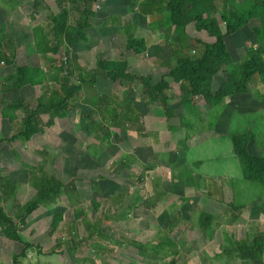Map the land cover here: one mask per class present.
<instances>
[{"label": "rangeland", "instance_id": "rangeland-1", "mask_svg": "<svg viewBox=\"0 0 264 264\" xmlns=\"http://www.w3.org/2000/svg\"><path fill=\"white\" fill-rule=\"evenodd\" d=\"M157 3L162 5L161 1ZM95 4L93 8L97 12L99 6ZM57 10L56 0H0V25L5 24L6 33L14 40L18 63L48 69L54 60L57 61L56 56L54 58L51 54L38 53L33 46L29 45L27 51V42H32L33 25L38 22L48 24L49 14ZM133 10L134 14H138L135 9ZM77 15V12H71L70 23L74 22ZM115 17L113 15L104 22L107 24L110 20L114 21ZM100 18L99 14L93 18L98 27ZM220 26L224 30L222 22ZM98 27L91 29L93 37L89 46L90 49L97 45L96 49L89 50L87 46L82 45L77 48L79 43H75V47H70L68 59L75 58L86 68L94 66L97 55L106 53L104 49L100 50L101 46L97 44L100 34L94 29H99ZM127 27L145 37L151 46L156 42L164 43L162 27L160 33L157 35L153 33L154 36L151 35L152 31H149L147 23L139 24L138 30L130 23ZM163 31L165 32L164 27ZM186 31L189 35H195L205 41L211 40L205 31L198 32L192 25H189ZM119 33L121 41H117L118 37L115 40H112L111 36L107 39L113 42L111 50L113 56L125 59V53H129L124 47L126 36L122 29ZM233 36L231 41L234 58L239 60L243 54L240 46L242 42L239 37L233 39ZM165 50V55L169 56L165 61L170 59L174 61L169 51ZM111 51L107 53L110 54ZM196 52L197 49L184 50V54L193 55ZM152 54L147 50L144 56L129 55L128 70L134 75V81L129 83V89L132 90L135 86V90H129V94L140 109L144 107L142 103L145 101L141 96L143 83L139 76L145 74L146 70L150 71L153 63L156 65ZM0 68L1 81L13 67L2 64ZM76 73L77 71L71 78L73 84L70 89L72 93L77 94L74 97L75 109L70 111L67 117L55 119L44 132L33 135L29 141L4 140L0 143L2 166L0 183L16 184L15 195L7 196L0 189L6 213L15 216L17 208L36 191L28 182L32 172L25 168L24 163L34 168L38 182L49 175H54L64 183L74 179L80 193L79 202L74 204L84 210L83 219L74 218L72 202L68 198L66 188L62 189L57 203L36 209L25 224L19 225V228L24 239L41 246V252L39 253L36 247L28 250L21 264H171L172 258H174L172 264H242L237 257L221 254L224 234L250 239L256 234L264 233V184L242 177L240 165L233 155L231 135L250 131L257 139L253 150L250 151L264 153V107L259 112L250 113L247 110L248 113L245 115L229 110L230 114L224 116L227 134L212 136V132H208L203 135L192 134L185 139V132L188 133L186 129H182L183 135L168 131L163 120L165 116L162 105L155 101L153 105L143 109V116L141 114L138 122L132 123L131 131L110 127L119 133L121 141L112 140L110 145L105 146L87 130L88 121L83 114L92 109L86 97L90 98L94 90L87 85H81L75 78ZM217 79L214 80V87ZM115 85L119 87L114 86L110 94L117 101H121L125 86L118 83ZM50 86L56 87L53 83ZM178 91L177 86L172 88L170 106L179 105L182 93ZM41 92L38 85L25 90L0 89V110L2 99L16 100L22 97L25 103L35 106L36 98ZM102 94L106 95L105 91ZM197 108L202 109L198 104ZM151 112L153 119L148 131L145 116ZM16 113L18 119L12 123L2 118L0 114V137L6 138L18 131L24 111L20 109ZM41 115L44 121L48 119L46 114ZM174 116L176 117V113ZM94 117L100 122L99 115L95 114ZM169 120L171 121V118ZM204 121L197 126L206 127L208 118L206 117ZM141 122L146 131L144 135L138 134L135 128ZM193 127L191 129H194ZM180 135L184 140L178 143L175 139ZM169 137L177 144L176 146L170 145ZM162 149L165 151H161ZM182 149L184 153L180 154ZM124 153L135 156L131 161H127L126 166L120 163L121 155ZM216 156L217 158H214ZM199 161L201 165H198ZM185 164L188 166L186 170L181 168ZM189 167L194 174L202 175L195 180L196 182L193 181V185L188 180ZM224 170L232 171V177L226 178L224 175L229 173L223 172ZM191 174L193 175V172ZM69 194L74 195L73 192ZM93 197L99 201L98 209H94L91 204ZM234 204L246 207L236 209ZM56 211L63 213L62 224L56 232L50 234L51 215ZM200 211L215 215L214 229L210 237L196 225L197 213ZM83 220L99 222L98 226L105 236H99L96 227H92L91 230L87 228ZM164 233L177 243V253H171L168 247L165 249L170 255L152 252L151 246L158 243ZM71 236L76 243V249L72 253L71 249H68L72 247L64 243L70 240ZM130 239L145 242L148 255L138 253L129 243ZM21 246L19 242L6 239L0 230V264H10V253L18 252ZM52 249H55L54 252Z\"/></svg>", "mask_w": 264, "mask_h": 264}, {"label": "trees", "instance_id": "trees-1", "mask_svg": "<svg viewBox=\"0 0 264 264\" xmlns=\"http://www.w3.org/2000/svg\"><path fill=\"white\" fill-rule=\"evenodd\" d=\"M96 1L56 0L58 10L49 14V23H46L47 25L38 24L32 28V43L35 51L41 54H51L54 58L56 56L57 61L54 60L48 69L18 63L14 40L6 33L5 24L0 25V65L5 64L13 67L0 81V89L9 91L25 86L39 85L42 90L36 98L35 106L25 103L22 97L16 100H1L0 114L2 118L12 123L18 119L16 112L20 109H23L24 117L20 120L18 131L6 138L0 137V143L4 140L8 142L29 141L33 135L44 132L47 127L51 126L54 118L60 120L67 117L68 113L75 109L74 97L77 94L70 90L73 84L71 78L75 71H77L75 77L77 81L94 90V94L90 98L86 97L92 109L90 112L82 114L88 121V132L97 140L105 146L110 145L112 140L119 142L121 141L119 133L110 127L120 128L127 132V130L131 131L132 123L138 122L140 114L130 107V102L127 99L121 104L111 95L99 94L95 87L96 79L99 76L109 80L112 84L125 85L132 82L134 75L129 72L126 59H107L99 54L91 68L81 66L75 58L68 59L69 50L74 40L84 43L89 41L86 29L95 15L91 5ZM132 1L139 3L140 11L143 14L152 15L149 20L150 28L164 27V46L157 54V60L162 65L172 64L158 79L153 80L151 73L139 76L143 83L141 96L146 104L159 101L166 120L171 118L169 129L188 130V133L185 132V139L201 130L197 124H200L204 119L202 118V109L197 108L198 103L205 107L207 112H213L226 96L247 92L249 83L254 77L264 80V0H241V2L236 0H158L162 5H159L157 0ZM156 3L157 5H155ZM72 11L77 12L78 15L74 22L70 23L69 18ZM220 22L224 24V30H222ZM189 25H192L198 32L205 31L212 38L211 41L189 35L186 31ZM122 27L126 36L125 50L135 56H144L147 51L145 38L136 36L135 31L130 30L127 24H123ZM233 35H238L242 44H251L244 60L240 63L234 62V47L231 41ZM165 49L173 56V63L171 59L165 61L169 57L165 55ZM186 49H195V51L197 49V52L193 55L184 54ZM217 74H222L223 77L214 88V77ZM51 83L56 87L50 86ZM175 83L178 84L182 93L180 105L184 112L172 111L168 108V100L172 96L168 90ZM118 106H122V108ZM174 113H176V117ZM41 114H46L48 119L44 121ZM95 114L99 115L100 122L94 117ZM210 116L212 118L213 114ZM207 118L209 120V117ZM209 122L211 123L212 120L207 121L208 128L211 127ZM192 127L194 129H191ZM135 128L140 133L141 123L137 124ZM231 140L232 151L240 165L242 177L248 181L264 184V154H256L249 150V146L255 143V135L250 131L234 133L231 135ZM184 145H186L185 142ZM132 157L134 156L130 153L122 154L121 165L126 166L127 161H131ZM23 165L32 172L28 182L36 190L34 195L17 208L15 216H11L6 213L0 194V230L2 235L10 241L22 244L18 252L10 253V264H21V260L27 256L28 250L34 247L39 253L41 252L39 244H33L22 237L19 225L25 224L27 218L40 206L57 203L63 188H66L65 191L72 202L74 218H84L82 207L74 204L79 202L80 196L74 179L64 183L54 175H43L45 177L39 179L38 182L34 168L26 163ZM1 170L2 166L0 165V174ZM90 182L92 183L91 179ZM0 189L9 196L15 193L16 184L2 182ZM69 192H73L74 195L70 196ZM91 204L94 209H98L100 205L98 199L94 197L91 199ZM233 206L236 209L246 207L235 204ZM106 217L108 216L106 215ZM62 220L63 213L61 211H56L51 215L50 234L59 229ZM214 222V214L206 211L197 213L196 225L206 231L209 237L212 236ZM83 223L90 230L92 227H96L97 234L105 236L98 226L99 222L83 220ZM90 233L92 232L90 231ZM59 243L58 241L57 244ZM64 243L68 247H72L68 248L71 249V253L76 249V243L72 236ZM129 243L137 249L138 253L148 255L145 242L130 239ZM165 247H168L171 253H177V243L164 233L161 240L153 244L151 248L154 254L162 252L163 255H170ZM54 250L52 249L53 252ZM220 252L229 257H237L242 264H252V262L264 264V233L256 234L250 239L235 238L225 233ZM173 261L174 258H172L171 264Z\"/></svg>", "mask_w": 264, "mask_h": 264}, {"label": "crops", "instance_id": "crops-1", "mask_svg": "<svg viewBox=\"0 0 264 264\" xmlns=\"http://www.w3.org/2000/svg\"><path fill=\"white\" fill-rule=\"evenodd\" d=\"M140 1H144V0H140ZM236 1L237 2H241V0H236ZM95 3L99 6V8H98L99 10L97 12H95V9L93 8V5ZM96 4H95V6H96ZM133 9H135L138 12V14H134V10ZM92 10L95 13L93 18H95V16H98V14L101 15L99 27L97 26L98 23L95 24L93 22V18H92L91 21H90L89 27H87V29H86V32L89 35L90 41H88L87 43H84V42H81L79 40H78V42H76L77 40H74L72 47H75V43H79L78 46H76L77 48L80 45H82L84 47L87 46L86 48L89 49L91 38L93 37L92 34H91V29L95 28V26H96L99 29H94V30L98 31L99 34H100V35H98L99 42L97 44L101 46L100 50L104 49L106 51V53H104V54L101 53V54L103 55V57H105L107 59H120L118 56H113L112 51H111V50H113L112 49L113 42H111V39L109 41L107 38L111 36L112 40H115V38L118 37L117 41H121L122 37H121V34L119 33V30L123 28L122 27L123 24H128V23H130L131 25L133 24V26H135V28H137V30H138L139 29L138 28L139 24L147 23V27H148L149 31L150 32L152 31L151 35L154 36V34L157 35V33L161 32L160 31L161 27L150 28L149 20H150V17H152V15L143 14L140 11L139 3H135L132 0H97L96 2H94L92 4ZM100 10H102V11H100ZM218 10H220V9H218ZM129 11H131V12H129ZM113 15L116 16L114 18V21L110 20V22H108L106 24L104 21H106V19H110ZM146 17H147V20L145 21ZM38 24L42 25V22H38L37 24H34L33 27L35 25H38ZM31 32H32V29H31ZM134 34L136 36H141V35H138L137 33H134ZM161 34L165 35V32L163 31V27H162ZM235 37H238V36L234 35L233 39ZM210 39H212V38H210ZM145 40H146V43H147V50L151 51L153 53L152 54L153 55L152 58H154L155 61H156V65H154V63H153V66H152L153 68L150 71L148 70L149 72L146 70V73H151L152 77H153V80H155V79H158L162 73L166 72L172 64L162 65L161 63H159L160 61L157 60V54L160 53L161 47L164 46L163 44H157L158 42H156L155 44H153V46H151V45L148 44L146 38H145ZM153 40H157V38H153ZM207 41H211V40L208 39ZM124 42H126V37H125V41ZM27 45H28L27 46V51H28L29 47L33 46V43L32 42L30 43L28 41ZM155 45H158V46L155 47ZM250 45H251L250 43H245V44L240 45L242 47L243 54L240 55V59L239 60H235L234 59V62H239L240 63V62H242L244 60V58L246 56V53H247V50H248V47ZM263 45H264V42H263ZM96 46H95V48H90L89 50L96 49ZM102 46L104 48H102ZM34 50H35V47H34ZM108 51H111L110 54L107 53ZM129 55L132 56V54H130V53H125V57H124L127 60V62H128V67L130 66V56ZM78 60H79V57H78ZM173 62L174 61H172V63ZM129 72H130V70H129ZM130 73H132V72H130ZM222 77H223L222 74H217L214 77V80L216 78H218L215 87H217L219 82L222 80ZM129 83H126L124 85L125 88H123V91H122L124 97L122 98V100L120 102H123L124 100L127 99L130 102V104H129L130 107H132L136 112H138L140 115L142 114V116H143V109L146 108V107L148 108L149 106H151L153 104H146L144 101H143L144 103H142L140 101L144 105V107H141V109H140V106L137 105L136 101H134L133 97L129 94L130 91H132L133 89L135 90V86H133L134 88L131 90V89H129L130 88ZM114 86L116 88L119 87V86H116L115 84H112L109 80L105 79L102 76H99L96 79L95 87H96V90H97V92L99 94H102L105 91L106 95H111ZM174 86H177L178 90L180 91L178 84L175 83V84L171 85V89L168 90V93L171 94L172 88H174ZM29 87H31V86H28V87L25 86V87H23V90H25V88H29ZM102 95H104V94H102ZM170 99H172V96L168 100V108H170L172 111L175 110V111H179V112H181V111L184 112L181 109L180 98H179V105H177L176 107L175 106H170L171 103H172L170 101ZM156 102H159V101H156ZM199 104L200 103H198V107L202 108V118L204 120H206V117H209V120L211 119L212 122L211 123L209 122L211 124L210 128H208L207 126L206 127L201 126V130L198 133H196L195 135H198V134H202L203 135V134L208 133V132H212V136H217V135L221 136V135L227 134V129H226L227 125H226V119H225L224 116H228L230 114L228 112L229 110L232 109V110H235L237 113H239L241 115H245V114L248 113L247 110H249L250 113H252V112H259V111H261L263 109V107H264V80H261L259 77H254L249 83V90L247 92L226 96L222 100V103L218 107H216L213 112H209V111L207 112L205 107H202ZM152 113L153 112H151L150 115L147 114L145 116L146 129L148 131H149L150 122L152 123V119H153V116H151ZM212 114H213V117L211 118L210 115H212ZM220 116H221V118H220ZM163 120H164L165 126H166V128L168 129L169 132L173 131L172 133H174V134L175 133H180V134L183 135V133H182V129L183 128H176V129L170 130L169 129V124H170L169 120L167 121L165 117L163 118ZM54 121H55V118H54ZM153 122H154V120H153ZM141 125H142V122H141ZM119 130H122V129L119 128ZM139 132L140 133H138V134H140V135H144V133H146V131L143 129V125H142V129ZM182 135H180V137L178 139H175V141L178 142V143H181V140L183 138ZM172 136H174V135H172ZM193 136L191 137V140H192ZM212 139H214V137H212ZM171 140H172V138L169 137L170 145L176 146L177 144H175ZM256 141H257V139L255 140V143H253L252 145L249 146V150L250 149L253 150L254 145L257 143ZM153 145L154 144H152V146ZM161 151H165V150L162 149ZM183 153H184V149H182L180 154H183ZM256 154H258V153H256ZM259 154H264V153H259ZM217 156L214 157V158H217ZM199 160L201 161V159H199ZM200 161L198 162V165H201ZM232 167H233V164H232ZM181 168L182 169L184 168V170H186L188 168V166L185 164V165H182ZM188 172H189V174H191V172H193V175L191 174V178L189 177V174H188V180L191 181L192 185H193V181H195L198 177L202 176L201 174L200 175H198L196 173L194 174V171L191 168H190V171L188 170ZM223 172L229 173V174L224 175L226 178H231L232 177V174H231L232 171L229 172L228 170H224Z\"/></svg>", "mask_w": 264, "mask_h": 264}]
</instances>
